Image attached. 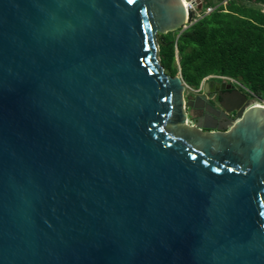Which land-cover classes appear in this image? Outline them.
<instances>
[{
    "label": "water",
    "instance_id": "obj_1",
    "mask_svg": "<svg viewBox=\"0 0 264 264\" xmlns=\"http://www.w3.org/2000/svg\"><path fill=\"white\" fill-rule=\"evenodd\" d=\"M189 18L0 0V264H264V101L190 124L211 94L186 98L158 42Z\"/></svg>",
    "mask_w": 264,
    "mask_h": 264
},
{
    "label": "trees",
    "instance_id": "obj_2",
    "mask_svg": "<svg viewBox=\"0 0 264 264\" xmlns=\"http://www.w3.org/2000/svg\"><path fill=\"white\" fill-rule=\"evenodd\" d=\"M207 2V9L217 6ZM158 42L166 72L189 86L228 77L264 101V0H227L183 32L158 34Z\"/></svg>",
    "mask_w": 264,
    "mask_h": 264
},
{
    "label": "flooded vegetation",
    "instance_id": "obj_3",
    "mask_svg": "<svg viewBox=\"0 0 264 264\" xmlns=\"http://www.w3.org/2000/svg\"><path fill=\"white\" fill-rule=\"evenodd\" d=\"M222 86H224V88ZM194 89L196 91L188 89V93H185L186 98L203 96L207 95V93H210L211 95L208 97V100L202 98H200V100H196L199 105H203L202 108L193 109L188 106L186 107L190 124H194L195 121H202L204 125H215L224 128L230 121L235 119L238 114L237 111L232 113L225 112L223 104L227 102V97L231 94L240 93V95H244L246 97L243 101L253 99L250 97L247 88L242 83L238 84L237 80L228 77L223 78L216 75H210L204 79L199 88ZM213 113L219 114L220 119L215 120L212 117ZM203 130L205 132L210 131V129Z\"/></svg>",
    "mask_w": 264,
    "mask_h": 264
},
{
    "label": "built area",
    "instance_id": "obj_4",
    "mask_svg": "<svg viewBox=\"0 0 264 264\" xmlns=\"http://www.w3.org/2000/svg\"><path fill=\"white\" fill-rule=\"evenodd\" d=\"M223 4H226L227 3V0H225V1H223L222 2ZM221 3V4H222ZM221 4H219V5H221ZM218 5V6H219ZM218 6H215V7H209L207 10H206V12L204 13V12H202L201 14L198 12V10H197V3L196 4H190L189 6H186L187 7V9H188V13H189V21H187L186 23H185V25L186 26H190L191 24H193L194 22H196L198 19H200V18H202L205 14H208L209 12H211V11H213L216 7H218ZM191 13H194V17L193 18H191ZM225 78V77H224Z\"/></svg>",
    "mask_w": 264,
    "mask_h": 264
},
{
    "label": "rangeland",
    "instance_id": "obj_5",
    "mask_svg": "<svg viewBox=\"0 0 264 264\" xmlns=\"http://www.w3.org/2000/svg\"><path fill=\"white\" fill-rule=\"evenodd\" d=\"M193 1H196L197 2V0H191V1H188V0H186V2H187V4H188V6L190 5V4H195V3H193ZM208 0H198V4H197V10H198V12L201 14L202 12H206V10H207V4H208V2H207ZM210 3L212 4V5H219V4H221L222 3V0H210ZM200 5V6H199ZM238 84H241V82L240 81H238ZM186 94L188 93V89L186 90V92H185ZM250 95V94H249ZM250 97L252 98V96L250 95ZM256 102H261V100L259 99V98H253Z\"/></svg>",
    "mask_w": 264,
    "mask_h": 264
},
{
    "label": "bare ground",
    "instance_id": "obj_6",
    "mask_svg": "<svg viewBox=\"0 0 264 264\" xmlns=\"http://www.w3.org/2000/svg\"><path fill=\"white\" fill-rule=\"evenodd\" d=\"M183 1H184L185 5L188 6L186 0H183ZM255 104L258 105V106H262L260 102H256Z\"/></svg>",
    "mask_w": 264,
    "mask_h": 264
}]
</instances>
